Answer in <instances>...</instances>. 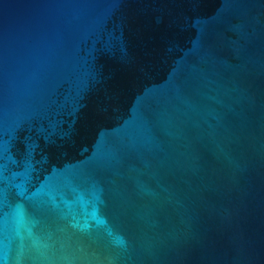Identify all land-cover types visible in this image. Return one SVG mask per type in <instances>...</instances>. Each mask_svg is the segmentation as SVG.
<instances>
[{
    "label": "water",
    "instance_id": "obj_1",
    "mask_svg": "<svg viewBox=\"0 0 264 264\" xmlns=\"http://www.w3.org/2000/svg\"><path fill=\"white\" fill-rule=\"evenodd\" d=\"M0 264H264V0H0Z\"/></svg>",
    "mask_w": 264,
    "mask_h": 264
}]
</instances>
